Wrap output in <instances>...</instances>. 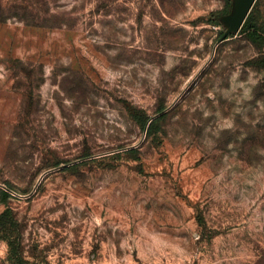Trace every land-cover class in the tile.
<instances>
[{"label": "rangeland", "instance_id": "374dc122", "mask_svg": "<svg viewBox=\"0 0 264 264\" xmlns=\"http://www.w3.org/2000/svg\"><path fill=\"white\" fill-rule=\"evenodd\" d=\"M225 7L0 0V212L22 264H264V41L217 44ZM250 12L264 24V0ZM160 107L148 135L136 116Z\"/></svg>", "mask_w": 264, "mask_h": 264}, {"label": "trees", "instance_id": "16d2710c", "mask_svg": "<svg viewBox=\"0 0 264 264\" xmlns=\"http://www.w3.org/2000/svg\"><path fill=\"white\" fill-rule=\"evenodd\" d=\"M11 9H19L21 12V16L25 17L26 13H29V6L28 5H22L20 7L18 6H10ZM230 8V2L229 0H226V7L225 9L220 13H214L210 16L209 22L217 23L218 18L221 14L227 13ZM1 9V8H0ZM8 9V8H7ZM9 10V9H8ZM18 15V14H17ZM29 15V14H27ZM26 18V17H25ZM40 20L51 23L52 26L57 27V25H60V22L58 21V15L56 13H51L48 10H44L40 16H38ZM242 32H245L248 38L254 42V43H261L264 41V24H258L253 13L249 12L247 17L245 18L242 26L239 29ZM223 34V30H220L219 32V38ZM234 35H229L226 38L233 37ZM166 108L160 107L156 111V117L152 118L153 116H136V119L142 129L146 131L148 135H154L159 131V122L164 118L165 112H163ZM127 153H135L136 149L131 148L129 150H126ZM3 187L6 190H10L9 184H4ZM0 194L5 197L8 196V193L0 189ZM0 239L6 241L8 248H9V259L13 262V264H22L25 262L24 258L21 255L20 252V242H21V231L19 228V222L14 217L12 209L8 206H6L1 212H0ZM47 264V263H46Z\"/></svg>", "mask_w": 264, "mask_h": 264}, {"label": "water", "instance_id": "95a60500", "mask_svg": "<svg viewBox=\"0 0 264 264\" xmlns=\"http://www.w3.org/2000/svg\"><path fill=\"white\" fill-rule=\"evenodd\" d=\"M230 8L227 13L221 14L218 22L222 27L223 34L218 39L217 44L226 40L229 35H236L247 17L255 0H229ZM166 109L163 111L165 112ZM159 115V114H157ZM154 115L152 118L156 117ZM135 146H132L133 148Z\"/></svg>", "mask_w": 264, "mask_h": 264}]
</instances>
